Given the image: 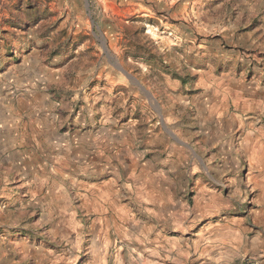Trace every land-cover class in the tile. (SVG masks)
Segmentation results:
<instances>
[{"label":"rangeland","instance_id":"obj_1","mask_svg":"<svg viewBox=\"0 0 264 264\" xmlns=\"http://www.w3.org/2000/svg\"><path fill=\"white\" fill-rule=\"evenodd\" d=\"M114 124L146 172L91 178ZM205 222L264 264V0H0V264H215Z\"/></svg>","mask_w":264,"mask_h":264},{"label":"crops","instance_id":"obj_2","mask_svg":"<svg viewBox=\"0 0 264 264\" xmlns=\"http://www.w3.org/2000/svg\"><path fill=\"white\" fill-rule=\"evenodd\" d=\"M138 134L139 129L137 126H119L114 124L109 128H103L100 134L96 137V143H98L100 146V150L98 152V155H100L98 157V166L95 167L96 169H93V171L90 173V177L96 179L107 175L109 176L108 178H111L114 174L116 177H121L120 172L122 170V166L125 164H130L132 169H134L133 171H135L136 173L137 171L142 173L146 172L145 168L142 169L140 167L138 160H134V153L132 154L131 149L127 150L125 148L120 153L116 152L115 159L119 161V168H117L118 171L115 173H112L111 171V169H113V166L110 164V162L112 161L111 159L113 157L111 153L114 152V148H116L117 145L125 146L124 144L127 141H132L133 144H136L138 142ZM130 166L127 170L130 169ZM124 172H126V170ZM94 189H96L93 193L94 200L98 201L97 205L99 204V208L101 207L100 210L102 213L101 216H98L96 219H106L109 217L111 211L113 212L114 209L116 211V209L118 208L116 205H112L114 202H111L110 205L105 206L106 200H111V197H113V201L117 200V198L121 196V190L115 191L114 189H108L107 184L94 187ZM209 201L211 202V199ZM118 213H120V211ZM197 227L198 228H196L195 231L196 233H194L195 235H197L195 240L200 242L204 241L208 243L203 249L202 256H204L206 261H209V257L212 256V258L217 261L216 263L214 262L215 264H219L221 260H224V263L227 264L228 262H230V258L228 255L217 253V251L215 252V255H210L208 254L210 249L213 250L217 246L222 247V245H226L228 241L240 242L241 240H244L242 234H244L245 230L243 229L233 228L231 226L222 225L220 223L210 224V222L199 224ZM132 230L133 229H128V232L132 234ZM216 244L218 245L216 246ZM171 245H173V242L171 243ZM253 246H255V244ZM255 248L256 247H253V252L251 255L253 257H246L243 260V264H258L256 262V258L254 257L258 255L257 248ZM170 264L178 263L171 261Z\"/></svg>","mask_w":264,"mask_h":264}]
</instances>
